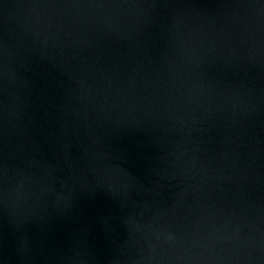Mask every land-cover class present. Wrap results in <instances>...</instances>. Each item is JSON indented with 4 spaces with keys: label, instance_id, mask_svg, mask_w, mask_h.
Instances as JSON below:
<instances>
[{
    "label": "water",
    "instance_id": "1",
    "mask_svg": "<svg viewBox=\"0 0 264 264\" xmlns=\"http://www.w3.org/2000/svg\"><path fill=\"white\" fill-rule=\"evenodd\" d=\"M0 264H264V0H0Z\"/></svg>",
    "mask_w": 264,
    "mask_h": 264
}]
</instances>
